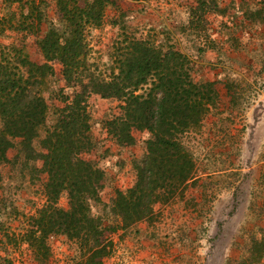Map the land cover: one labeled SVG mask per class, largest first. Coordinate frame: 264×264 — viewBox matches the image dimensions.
<instances>
[{
  "label": "rangeland",
  "instance_id": "obj_1",
  "mask_svg": "<svg viewBox=\"0 0 264 264\" xmlns=\"http://www.w3.org/2000/svg\"><path fill=\"white\" fill-rule=\"evenodd\" d=\"M60 1L0 0V53L19 47L43 63L41 38L52 28L68 30ZM84 33L97 77L117 73L116 42L128 36L181 51L194 81L213 82L217 92L201 126L185 136L195 176L159 198L149 217L127 226L113 205L118 190L135 184V167L147 153L150 133L135 129L134 143H118L108 121L123 115L124 102L90 95L92 145L81 155L103 171L100 200L90 204L107 245L106 256L95 262L264 264V246L254 245L264 239V0H113L101 24L87 26ZM52 64L55 74L45 91L47 125L33 142L40 152L47 149L46 129L57 120V108L65 105L62 97L72 100L80 90L67 85L59 61ZM20 140L0 165V264L84 263L88 248L82 240L50 234L46 253L26 240L33 217L47 203L49 178L43 161L29 157ZM58 204L70 207L66 191Z\"/></svg>",
  "mask_w": 264,
  "mask_h": 264
},
{
  "label": "trees",
  "instance_id": "obj_2",
  "mask_svg": "<svg viewBox=\"0 0 264 264\" xmlns=\"http://www.w3.org/2000/svg\"><path fill=\"white\" fill-rule=\"evenodd\" d=\"M112 2L93 0L81 6L61 0L68 30L62 33L52 28L41 38L43 63L31 60L19 47L0 53V165L9 159L8 150L20 138L22 150L43 161L49 178L47 203L33 217L26 240L43 253L50 234L82 240L88 248L85 264H100L96 259L107 254V245L101 240L102 223L92 215L90 204L100 200L98 181L103 171L81 155L92 145L90 95L124 102L123 115L108 121L118 143H134L135 129L150 133L147 153L135 167V184L118 190L114 201L113 210L124 226L149 217L159 198L171 195L195 176V159L185 136L201 126L217 99L213 82L194 81L184 53L134 37L116 42L117 73L97 77L91 71L84 32L87 26L101 24L104 10ZM54 61L62 64L67 85L80 86V90L72 100L62 97L65 105L57 108V120L46 129L47 149L40 152L33 142L47 125L50 106L45 91L49 77L55 74ZM65 191L67 209L58 204ZM254 245L264 246V239Z\"/></svg>",
  "mask_w": 264,
  "mask_h": 264
}]
</instances>
